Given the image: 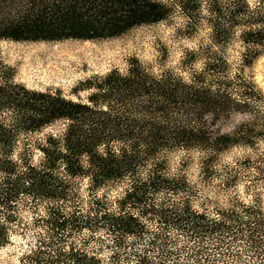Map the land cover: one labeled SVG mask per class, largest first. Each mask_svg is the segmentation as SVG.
<instances>
[{
  "label": "trees",
  "instance_id": "trees-1",
  "mask_svg": "<svg viewBox=\"0 0 264 264\" xmlns=\"http://www.w3.org/2000/svg\"><path fill=\"white\" fill-rule=\"evenodd\" d=\"M174 12L181 13L185 24L180 29L188 34L207 25L206 41L184 51L178 71L164 68L153 74L145 65L133 66L126 75L114 70L102 81L104 105L94 96L83 103L54 92L14 98L19 114H28L27 119L17 116L11 124L0 123V171L5 175L0 204L6 208L0 244L9 242L12 202L22 193L29 197L25 203L54 200L48 220L52 234L27 254L30 264H114L118 259L126 264L123 253L135 256L137 264H151L149 247L171 225L196 236L219 235L220 247L226 234L247 227L252 247L264 251L261 195L250 203L232 193L233 208H224L205 194L197 206L193 197L200 184L184 169L195 148L202 181L222 176L219 187L224 188L243 174L250 184L264 182V92L245 73L264 53V0H0V36L107 37L167 21ZM236 44L239 55L231 59L229 48ZM199 59L203 64L196 67ZM192 63L191 76L184 77L182 68ZM234 114L237 122L225 130L220 124ZM60 118L67 120L63 130L43 132L35 142L44 147L39 162L27 150L18 160L9 155L18 130L33 132ZM231 146L245 148L234 160L223 159L222 151ZM177 148L188 155L173 167L170 154ZM80 178L87 182L86 195L76 186ZM85 228L89 233L74 238ZM101 230L124 250H114L109 261L99 251L103 244H92L106 241ZM147 233L151 236L143 249L126 250L131 235L142 239ZM170 253L163 250L159 264H166Z\"/></svg>",
  "mask_w": 264,
  "mask_h": 264
},
{
  "label": "rangeland",
  "instance_id": "rangeland-1",
  "mask_svg": "<svg viewBox=\"0 0 264 264\" xmlns=\"http://www.w3.org/2000/svg\"><path fill=\"white\" fill-rule=\"evenodd\" d=\"M182 24L185 22L181 13L174 12L173 18L167 21L139 24L124 33L107 37L33 40L0 36V123L11 124L17 116L19 119H22V116L23 119H27L28 112L24 114L25 110H21L19 114L20 109L14 103V98H18V94L54 92L66 100L83 103H91L94 96L99 105H104L103 103L107 101L101 96L102 87L105 85L102 81L114 70L126 75L133 66L145 65L153 74L161 73L164 68H175L178 71L181 69L179 61L184 51L198 47L207 39V25L202 26L198 32L188 34L180 29ZM239 50V45H231L230 58H236ZM195 63L196 67H201L203 60L199 59ZM192 65L193 63L182 68L184 77L191 76L189 72ZM245 73L252 77L258 88L264 92V53L253 64L246 66ZM236 116L234 114L233 120L223 121L220 125L229 130L237 122ZM238 116L242 118L241 114ZM66 121L56 119L33 132L18 130L14 135L9 155L18 160L27 150L34 161L39 162L44 156L42 150L44 147L35 142L44 137L43 132L63 130ZM243 148L245 147L231 146L222 151L221 156L223 159L234 160L241 154ZM191 153L192 156L184 169L191 180L200 184V192L193 197L197 206L202 205L205 194L212 196L213 199H219L224 208H233L230 200L232 193L237 192L244 201L250 203L259 193L264 212V182L250 184V177L243 174L236 184L224 188L219 187L222 176L217 178L212 176L207 181H202L199 153L195 148ZM186 155L188 153L177 148L170 154L172 166H177L180 159ZM4 176V172L0 171V181ZM76 182H78L76 186L81 187L80 191L86 195V180L80 178ZM27 199L28 195L22 193L12 202L15 219L9 222L11 228L9 242L0 244V264H30L27 254L36 250L43 237L52 234V224L48 220L49 206L54 200L46 197L25 203ZM5 212L6 208L0 204V218L3 221ZM214 212L216 216L222 218L216 210ZM149 224L156 227L158 223L151 221ZM243 228L238 226L234 233L221 236L224 241L220 247L216 245L219 235L196 236L171 225L163 230L168 235L164 233L156 244L149 247V260L151 264H159L163 256L162 251L170 250L172 253L166 264H173L174 261L181 264H264L263 249L252 247L248 229ZM85 233H89L87 228L76 231L74 238L80 239ZM101 233L106 241L95 239L92 244L97 247L103 244L104 247L102 246L99 251L104 254L107 261L114 254V250L124 252L113 243L112 235L107 231ZM150 236L151 234L147 233L144 238L136 239L131 235L126 250L133 253L134 250L143 249ZM198 245L200 247H197ZM121 259L127 262L126 264H137V259L132 254L130 256L123 253ZM116 263L120 264V259L114 264Z\"/></svg>",
  "mask_w": 264,
  "mask_h": 264
}]
</instances>
